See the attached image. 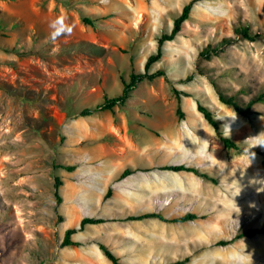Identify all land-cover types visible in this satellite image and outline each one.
I'll return each instance as SVG.
<instances>
[{
    "label": "rangeland",
    "instance_id": "374dc122",
    "mask_svg": "<svg viewBox=\"0 0 264 264\" xmlns=\"http://www.w3.org/2000/svg\"><path fill=\"white\" fill-rule=\"evenodd\" d=\"M192 1L181 33L151 66L166 75L139 84L113 111L77 116L105 94H122L121 79L145 71L159 37ZM240 26L263 36L242 40L234 33ZM227 37L237 42L199 60L204 46ZM210 78L229 95L248 91L240 95L245 103L264 93V0H0V264H112L100 244L130 264H264V234L217 244L264 229V146L254 147L264 135V103L245 118L220 102ZM199 102L241 150L224 147ZM205 143L213 160L198 151ZM103 160L117 170L139 166L143 175L196 176L161 169L185 164L216 177V185L200 177L183 184L172 200L175 213L191 204L206 216L192 224L193 244L137 246L122 233L126 215L95 217L69 197V184L55 188L56 177L64 183L73 175L61 167ZM112 204L104 200L98 210ZM85 217L105 222L86 225L72 235L77 245L63 247L65 232L79 230Z\"/></svg>",
    "mask_w": 264,
    "mask_h": 264
},
{
    "label": "crops",
    "instance_id": "0c3cea01",
    "mask_svg": "<svg viewBox=\"0 0 264 264\" xmlns=\"http://www.w3.org/2000/svg\"><path fill=\"white\" fill-rule=\"evenodd\" d=\"M78 154L84 158L90 155L81 151H78ZM138 167L130 165L128 168L136 170ZM117 169H119L117 166L111 168L110 165H106L104 160L101 161L99 166L83 164L81 168L79 166L74 172H70L73 174L70 175V181L65 180L63 185L69 184V197L73 198L77 205L86 207L87 211L95 217L101 212L107 216L123 213L127 218L146 213H161L168 219L182 216L188 212L205 216L203 213L193 210L191 204L187 205L186 211L181 213H175L171 208L174 195L181 190H187L183 184L198 185L200 184L199 177L181 178L175 175H143L142 172L137 171L119 180L125 169ZM116 171H118L117 174ZM110 187L113 189V194L110 198L105 199ZM195 188L198 190V187L195 186L189 189V194L193 195L194 191L192 190H195ZM198 194L200 193L197 192ZM205 195L208 199V193H205ZM198 196L202 198L204 193ZM104 200H113L112 211L110 209L106 211L98 210L99 205ZM202 220L198 219L184 223L164 222L158 218L125 220L127 224L123 226L122 233L140 247L155 248L160 244L167 247L171 245L179 246L185 249L187 245L191 246L194 242L193 222ZM114 252L120 256L122 262L130 264V261L124 260V255Z\"/></svg>",
    "mask_w": 264,
    "mask_h": 264
},
{
    "label": "trees",
    "instance_id": "16d2710c",
    "mask_svg": "<svg viewBox=\"0 0 264 264\" xmlns=\"http://www.w3.org/2000/svg\"><path fill=\"white\" fill-rule=\"evenodd\" d=\"M193 1L190 2L189 4L185 5L182 13L174 19V24L173 28L170 33H164L162 34L159 39H158V44H157V50L154 54L150 55L147 58V61L145 63V71L143 73H138V74H131L130 75V82H126L123 78L121 79L122 84L124 86L122 94L115 96V97H109L107 94L104 95L103 101L97 105L96 107L89 106L81 111L78 112L77 116L80 117H88L93 115V113L101 110H108V111H113V109L116 106H123L128 99L130 98L131 92L141 83L144 81H152L153 79L159 77V76H165L166 73L163 70H158V71H150L151 66L159 62L161 58L163 57L164 51L163 47L164 45L169 42L173 41L182 31V25L185 21H187L190 18V14L192 12V6H193ZM83 22L85 24L92 25L93 20L89 18H84ZM235 35H237L240 39L242 40H247L250 42H255L259 38H261L263 35L261 33H253L248 27H237L234 30ZM237 42V40L233 37H227L222 39L220 42L216 44H208L204 46L200 51H199V60H208L210 61L214 56H220L221 52L231 46L234 45ZM201 75H205L203 71H200ZM192 77L189 78L191 80ZM211 79V78H210ZM211 84L213 85V88L215 89L218 98L222 104L225 106L231 108L236 112L237 114L248 118L252 113L254 107L259 104V103H264V93H260L256 96H253L247 103L243 102L240 99V95H245L248 94V91L240 90L237 94H232L229 95L227 94L224 89L221 87L220 84H218L214 79H211ZM187 96H189V93H184ZM177 99L179 100L180 97L177 96ZM198 111L204 116V119L207 121V123L213 128L216 136L219 138V140L223 143L224 147L227 150H235L239 151L241 150L240 146L236 141H234L230 136L226 135L223 130L221 129V122L219 119H217L214 115V112L210 109V107L202 104L201 102L198 103ZM178 113L183 116V113L181 112L180 109V103L178 107ZM62 169L68 171V172H73L76 169V166L70 165V166H63L61 167ZM162 170H167V171H173V172H191L194 175L212 182L213 184H218V179L214 176H210L209 174L202 173L200 172L196 167L194 166H188L185 164H180V165H166L161 168ZM139 169H132V168H126L120 175L119 180H122L126 178L129 175H132L136 173ZM63 185V182L60 178L56 177L55 178V188L58 190L60 186ZM113 194V189L112 187L109 188L107 194L105 195V199H108L112 196ZM144 218H158L161 221L164 222H170V223H184L188 221H195L198 219H205L206 216H199L196 213H191L188 212L182 216L174 217L172 219L166 218L164 215L161 213H146L143 215H138V216H130L126 220H141ZM105 220L102 218H92V217H85L81 220L80 223V229H68L65 232L64 239L62 242V246H75L78 243L72 240V235L77 233L78 231L84 230L86 225H95V224H101L104 223ZM259 234H264V229H259V228H253V229H246L243 231L238 232L232 239L228 241H219L217 244L221 246H227L235 243L236 241L248 237V238H253ZM100 249L102 253L105 255V257L112 263V264H126L122 262L120 256L112 251L108 246L104 244H100ZM187 261V260H186ZM186 261H179L174 264H187Z\"/></svg>",
    "mask_w": 264,
    "mask_h": 264
},
{
    "label": "clouds",
    "instance_id": "9594fccd",
    "mask_svg": "<svg viewBox=\"0 0 264 264\" xmlns=\"http://www.w3.org/2000/svg\"><path fill=\"white\" fill-rule=\"evenodd\" d=\"M228 132L230 134V128L228 129ZM255 146H264V135H261L260 138H258L256 140V144L254 145V147ZM209 147L210 146L207 143H205L204 145H202L198 149V151H199V153H200L201 156L205 157L208 160H213L215 158L214 152H210L209 151ZM251 158L252 159L255 158V154L254 153L252 154V157ZM258 191H264V187L259 188Z\"/></svg>",
    "mask_w": 264,
    "mask_h": 264
},
{
    "label": "bare ground",
    "instance_id": "6f19581e",
    "mask_svg": "<svg viewBox=\"0 0 264 264\" xmlns=\"http://www.w3.org/2000/svg\"><path fill=\"white\" fill-rule=\"evenodd\" d=\"M201 115H202V114H201ZM204 128H205V126H204ZM173 130H175V129H173ZM173 130H172V131H173ZM172 133H173V132H172ZM155 145H157V144H155ZM175 145H176V146H174V148H173V149H178V147H177V146H179V145H178V144H175ZM157 147H158V146H157ZM157 147H155V148H157ZM156 150H157V149H156ZM156 150H155V151H156ZM148 152H149V151H148ZM150 152H152V151L150 150ZM150 155H152V154H150Z\"/></svg>",
    "mask_w": 264,
    "mask_h": 264
}]
</instances>
